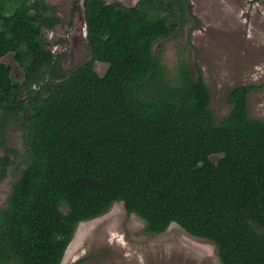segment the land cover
<instances>
[{
  "label": "trees",
  "instance_id": "obj_1",
  "mask_svg": "<svg viewBox=\"0 0 264 264\" xmlns=\"http://www.w3.org/2000/svg\"><path fill=\"white\" fill-rule=\"evenodd\" d=\"M82 4L89 55L64 69L43 35L59 22L52 5L0 0V181L22 161L0 207V264H59L77 224L115 201L148 232L175 222L224 264H264V120L248 112L262 84L231 87L216 121L201 69L153 51L189 21L194 48L189 0ZM13 43L21 78L2 60ZM13 121L24 151L7 141Z\"/></svg>",
  "mask_w": 264,
  "mask_h": 264
},
{
  "label": "rangeland",
  "instance_id": "obj_2",
  "mask_svg": "<svg viewBox=\"0 0 264 264\" xmlns=\"http://www.w3.org/2000/svg\"><path fill=\"white\" fill-rule=\"evenodd\" d=\"M53 7L59 22L44 28L48 47L64 52L61 66L71 69L89 55L86 37L78 30L81 25L83 0H45ZM118 1L127 6L137 0ZM199 19L192 29L191 42L181 32L153 42V51L169 69L184 59L193 75L197 67L210 89V107L218 121L230 108L227 95L231 87L242 83L262 84L248 96V112L264 120V0H189ZM77 5V6H76ZM16 43L2 57L12 64V74L21 78L22 69L13 62ZM103 73L107 64L96 61ZM10 145L24 151L21 124L12 122L7 129ZM220 154H212L216 163ZM22 161L9 166L7 176L0 181V207L5 204L12 182L17 178ZM3 264H16L5 262ZM59 264H224L213 243L193 236L172 222L164 232L151 233L145 221L135 213H127L121 201H115L104 213L80 221Z\"/></svg>",
  "mask_w": 264,
  "mask_h": 264
},
{
  "label": "water",
  "instance_id": "obj_3",
  "mask_svg": "<svg viewBox=\"0 0 264 264\" xmlns=\"http://www.w3.org/2000/svg\"><path fill=\"white\" fill-rule=\"evenodd\" d=\"M78 30L81 31V33L83 32V35L86 37V22H85V18H84V13L83 12H82V17H81V25L78 27Z\"/></svg>",
  "mask_w": 264,
  "mask_h": 264
}]
</instances>
